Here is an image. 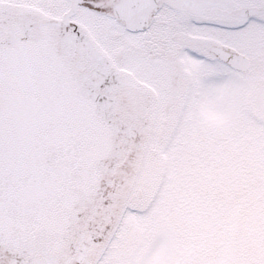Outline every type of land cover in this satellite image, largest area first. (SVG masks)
<instances>
[{"label":"snow or ice","instance_id":"1","mask_svg":"<svg viewBox=\"0 0 264 264\" xmlns=\"http://www.w3.org/2000/svg\"><path fill=\"white\" fill-rule=\"evenodd\" d=\"M0 264H264V0H0Z\"/></svg>","mask_w":264,"mask_h":264}]
</instances>
